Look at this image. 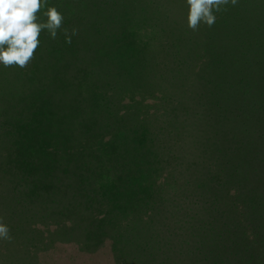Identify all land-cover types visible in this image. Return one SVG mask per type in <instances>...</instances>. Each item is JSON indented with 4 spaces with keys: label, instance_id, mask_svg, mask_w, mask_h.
<instances>
[{
    "label": "rangeland",
    "instance_id": "obj_1",
    "mask_svg": "<svg viewBox=\"0 0 264 264\" xmlns=\"http://www.w3.org/2000/svg\"><path fill=\"white\" fill-rule=\"evenodd\" d=\"M48 6L64 17L56 38L43 30L25 68L0 64V99L6 93L22 105L11 108L16 120L21 119L19 127L0 110V223L10 236L0 239V264H115L112 249L118 264H213L215 245L223 242L219 238L231 234L223 235L221 229L231 231L236 225L241 227L236 230L241 231L242 248L263 252L264 0L229 3L215 13L211 27L201 23L196 31L187 26L186 0H47L38 13L40 22L46 21ZM65 30L71 43L65 42ZM63 67L73 69L71 76L60 77L75 94L97 99L99 109L116 98L120 113L131 116L130 122L114 123L99 137L102 147L80 153L108 168L110 174L97 181V193L115 189L121 196L120 202L107 200L113 209L100 199L95 206L84 199L86 213L77 215L100 233L89 251L78 247L79 232L89 226L73 215L64 233L77 232L76 237L52 243L36 238L32 225L19 226L30 196L39 191L37 180L47 187L39 175L40 166L48 164L42 156L53 146L64 147L50 121L55 111L23 106L32 100L27 86L33 74ZM38 86L54 92L47 104L65 112L58 119L91 117V111L85 115L79 106L83 98L78 102L59 87ZM44 117L50 119L42 120L40 128L38 121ZM33 128L35 140L29 134ZM96 139L85 138L84 143L99 144ZM34 145L42 155H32ZM159 149L162 153L154 158ZM116 161L123 164H115L118 170L113 169ZM148 169L147 177L162 182L151 186L145 181ZM201 180L204 192L196 186ZM163 187L168 194H162ZM151 193L152 202L165 196L156 202L155 212H164L166 218L160 224L149 223L152 216L158 218L149 204ZM232 196L231 207L238 205L234 213L225 208ZM253 198L259 205L253 207ZM231 220L236 225H229ZM203 222L207 228L198 225ZM36 226L42 229L40 221ZM225 253L219 249L217 258L228 257Z\"/></svg>",
    "mask_w": 264,
    "mask_h": 264
},
{
    "label": "trees",
    "instance_id": "obj_2",
    "mask_svg": "<svg viewBox=\"0 0 264 264\" xmlns=\"http://www.w3.org/2000/svg\"><path fill=\"white\" fill-rule=\"evenodd\" d=\"M66 68L63 67L59 69L45 70L46 73L44 74H41V73L38 75L33 74L29 82V85L27 86L28 89L30 88L29 91L32 94V97L30 96L32 100H31V103L24 101L23 106L24 105L28 106L29 104H32L34 107H37V110L47 109L46 111L49 110V112H52V113H53V110L55 111V117H53L50 121L54 129L58 131V135L62 143L61 145L64 146L63 147L64 152H63V148L57 147L56 149L55 146H53L50 149H48V151H46L44 155L42 156L43 159H47L48 164H43L42 166H40L39 175L40 173L42 174V181L44 180V183L46 184L48 188L45 186H42L39 183V180H37V184H36L37 186L35 189L39 191L37 192L35 190L34 191L35 196L33 197L30 196L29 199H31V203L28 202L29 207L24 209V211L26 212V215L24 216L25 218L22 219L19 226L21 227L23 225L26 228V226L32 225L36 238L41 239V236H42L43 237L42 240H44L43 242L47 241V242L52 243L56 239L57 240L60 238L71 239V238L76 237L75 233L77 232L69 233V234L64 233L67 231V227L65 226V223L69 219V216L73 215L75 218H77L78 222L86 226H89V229H86V230L83 229L84 233H80V232L79 234L77 233L78 239L80 240V243H81L80 245L77 244L78 247L89 251L91 249H94L95 246L98 244L99 239H96V238H98L97 235L100 236V233L96 231L97 229L94 225L92 224L87 225V223L86 224L83 223L82 218H80L77 215L79 212L86 213V210H85L86 206L84 203L85 201L84 199L86 200L89 199L88 201L91 203L92 206H95L94 201H97V199H100L102 205L105 204L109 206L111 209H113L115 205L111 203L106 204L107 200L111 201L112 199L117 198L120 202L121 196L116 194L115 189L105 192V195L97 193L99 189L98 186H96L97 181L100 180V178H102V175L105 176L110 173L108 171L107 166H104L101 164L102 160H97V159L89 160L83 154L86 153L87 148L102 147L104 143L101 144L100 142L101 140H99L100 139L99 137L105 135L104 133L108 129H110L112 125H114V123L130 122L131 116L122 115L120 113L121 107L115 102L116 98L109 101L107 105L104 107V109H99L96 104L97 99L90 98L89 96L88 98L87 96L80 94L79 92L78 94H75L76 91L72 88V86L70 84L63 83L62 82L63 78L60 77V75L64 77L72 75V72H73L72 67L71 69H66ZM33 72H36V71H33ZM40 82H43L46 85L48 84L52 88L59 87L65 91H68L69 93L67 94V96L71 98L75 97V100H77L78 102L80 98H83V99H80L79 106L81 107V110L85 113V115H86V111H91V115H90L91 117L86 115L88 121L79 120L78 118L70 119L69 117L68 118L62 117L61 119H58L57 116L65 112L57 110L52 102H50V104H47V101L51 98L50 96H54L53 95L54 92L47 93L43 88L38 86V83ZM12 98L13 97H10L9 94L2 93V98L0 99V110L1 109L4 110V112L7 115L6 120L8 122L13 121L16 123L15 127H19L21 126V119L16 120L15 115L11 113L12 112L11 108L14 107L18 109L19 105L17 104L18 102L15 100H12ZM84 102H86V104ZM20 107H22V105H20ZM58 109H61V108H58ZM49 119H50L49 117H44V119H39L37 126L40 128H43L44 123L42 122V120L48 121ZM47 126H48V123L45 125V127L47 128ZM130 126H132L131 123L129 127ZM92 127L95 129L94 134H89V131ZM85 130H88V131H85ZM78 133L82 135V137L76 138ZM29 134L32 135V137L30 138L31 139L33 138L35 140L34 128L30 130ZM121 135L122 134H120V136ZM95 136L98 138L96 140L99 141V144H97L98 142L97 143L94 142V144H88V145L84 143L85 138L89 140L91 138H94ZM120 136L118 138H113V140L110 143H113L116 140H119ZM108 145L109 144L105 146H108ZM148 145H151V144H148ZM39 148L41 147L34 145V149L32 150V155L41 153L39 152ZM106 149L107 148H105L104 150ZM84 150L85 152L83 154H80ZM162 151L163 150L159 149V151H157V153L154 154V158L158 157V155L162 153ZM219 153L221 154V151H219ZM209 161L210 160H208V162ZM154 162L157 163L156 159ZM62 164H64L65 166V168L63 169L61 168ZM115 164L123 165L121 162L116 161L113 166L114 170L120 169V168H117ZM149 170L150 169H148V171H145L146 174L145 176H143V178H145V181L149 182L152 186L154 184L153 181H157L158 179L156 178L150 179L149 177H147V174H149L148 173ZM217 171L218 169L216 168V176H218ZM50 175L52 176L55 175L54 178L55 177L56 178L55 179L50 178L49 177ZM143 178H141V180ZM256 178L258 177L256 176ZM157 182L161 183L162 181H157ZM158 183L155 184L156 189L159 186ZM202 183L203 182L201 180L199 184H197L196 186H198V191L204 192L203 189L204 187L206 188V186L204 184L202 187ZM167 189L168 188L164 189L163 187L162 194L163 192L166 194ZM133 192H136V191H133ZM253 192H255V189ZM51 193L53 195H50ZM105 196H106V202H104ZM252 196H254V198H257L256 196H259V193H256V195L253 194ZM131 197L132 196H130V198ZM150 197H149V204L151 203L150 206L153 207L152 212L153 214L156 213L158 218L154 219L152 216V218L149 220V223H152L153 225L156 223L160 224L166 218H165L164 212L162 215H160V211L155 212L157 209L156 202L164 201L165 196L163 198H156L155 196L153 202H152V198L154 197V194L151 193ZM254 198L252 199V203L254 205L253 207L259 205L257 203L258 199H255V203H254ZM249 201L248 203L247 202L245 203L247 204V206L249 205ZM232 202H233V196L229 198L227 204L225 205V208L228 205V210L230 209L231 212L234 213L235 211L237 212L238 205H235L234 203L233 206L235 207H231L233 204ZM211 205L212 204H209L210 207ZM120 211L121 209L119 210V212ZM123 212L127 216H129L127 210H123ZM208 219L211 220L210 218ZM36 221H40V226L42 229H38V227L36 226ZM189 221L191 222V220H187V222ZM221 223H224V222L221 221ZM198 225H200V227L203 226L207 228L204 222L203 224L198 223ZM220 225H226V224H220ZM229 225H236V224L234 221L231 220ZM236 228H241V227L239 225H236ZM236 228L232 229L231 231L229 230V228L224 229V230L221 229L220 232H223V235L224 233H231V234L230 236L219 238L223 242H221V244L215 245L216 248H214V250L217 249L216 250L217 254H216L215 261H213V264H222V263L223 264H261V263L264 264V258H263L264 251L261 253H251L252 249H250L249 247L242 248V244L241 242H239L242 236L241 231L236 230ZM113 232H115L116 234L120 233L119 230L117 229ZM233 234L237 235L236 239L234 240L231 239V236H233ZM118 236H119L118 239L122 237L121 234ZM253 240L254 242L259 241L256 236H253ZM221 248L226 251L224 255L227 254L228 257L224 259L223 257L217 258L219 249ZM254 251L256 250L254 249ZM219 255H222V254H219ZM112 258L114 259L113 262H115V264H118L117 263L118 259L117 257H115V253L113 254V249H112Z\"/></svg>",
    "mask_w": 264,
    "mask_h": 264
},
{
    "label": "clouds",
    "instance_id": "obj_3",
    "mask_svg": "<svg viewBox=\"0 0 264 264\" xmlns=\"http://www.w3.org/2000/svg\"><path fill=\"white\" fill-rule=\"evenodd\" d=\"M238 0H186L187 26L198 30L201 23L211 27L216 14L226 10ZM47 0H0V64L4 67L25 68L35 56L40 45L39 36L47 30L55 39L57 31L63 25V15L54 6H48L43 13L45 22H40L38 13L45 7ZM72 34H76L73 29ZM65 42L71 43V37L65 30ZM0 239H10L8 227L0 223Z\"/></svg>",
    "mask_w": 264,
    "mask_h": 264
}]
</instances>
